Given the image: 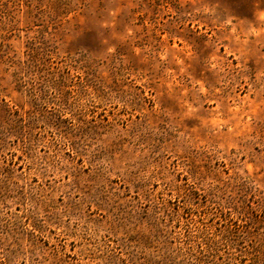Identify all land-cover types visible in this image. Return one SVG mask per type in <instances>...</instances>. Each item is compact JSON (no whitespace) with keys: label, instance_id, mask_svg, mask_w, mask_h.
<instances>
[{"label":"rangeland","instance_id":"1","mask_svg":"<svg viewBox=\"0 0 264 264\" xmlns=\"http://www.w3.org/2000/svg\"><path fill=\"white\" fill-rule=\"evenodd\" d=\"M0 264H264V0H0Z\"/></svg>","mask_w":264,"mask_h":264}]
</instances>
